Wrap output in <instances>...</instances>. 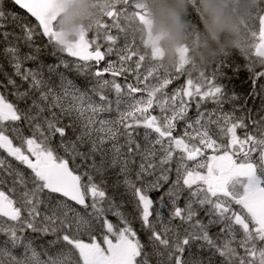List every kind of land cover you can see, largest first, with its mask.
<instances>
[{
    "label": "snow or ice",
    "instance_id": "1",
    "mask_svg": "<svg viewBox=\"0 0 264 264\" xmlns=\"http://www.w3.org/2000/svg\"><path fill=\"white\" fill-rule=\"evenodd\" d=\"M12 2L27 15L10 14L18 35L6 30L9 15L0 10V42L27 88L8 76L16 101L0 93L6 153L0 155V264H264V7L255 9L261 43L244 46L239 37L236 45L252 84L242 98L220 82L227 51L211 61L219 65L211 74L184 58L171 67L153 63L141 76L147 57L129 47L127 36L117 47L119 36L107 29L119 24L103 22L112 17L109 0H101V19L71 45L62 44L56 0ZM192 8L202 21L198 0ZM140 15L147 23L146 10ZM102 30L106 49L97 42ZM36 35L47 38L51 55L66 53L75 62L58 57L47 76L43 65L26 67L42 51ZM20 40L30 53L21 52ZM113 55L115 61L106 60ZM133 56L134 67L127 64ZM130 71L136 84L117 82ZM66 72L86 83L78 86ZM181 77L185 84L170 98L157 97ZM150 78L158 91H148ZM154 106L160 115L150 111ZM124 196L131 197V211L122 210Z\"/></svg>",
    "mask_w": 264,
    "mask_h": 264
},
{
    "label": "clouds",
    "instance_id": "2",
    "mask_svg": "<svg viewBox=\"0 0 264 264\" xmlns=\"http://www.w3.org/2000/svg\"><path fill=\"white\" fill-rule=\"evenodd\" d=\"M147 12L150 48L162 51L171 65L177 53L191 47L193 0H139ZM200 46L193 52L199 67L236 47L241 21L251 17L264 0H199ZM105 10H108L107 8ZM57 28L63 45L75 43L83 31L101 19V0H56Z\"/></svg>",
    "mask_w": 264,
    "mask_h": 264
},
{
    "label": "trees",
    "instance_id": "3",
    "mask_svg": "<svg viewBox=\"0 0 264 264\" xmlns=\"http://www.w3.org/2000/svg\"><path fill=\"white\" fill-rule=\"evenodd\" d=\"M199 3V0H198ZM133 4L135 5H141L139 0H133ZM200 5V3H199ZM261 7H264V3L260 5ZM0 10H3L6 12V14L9 15V19L5 21L7 24V31L15 32L16 34L21 33V29L17 26L16 22H13L10 19V14L12 12L19 13L21 16H25L23 13L18 11L9 1L7 0H0ZM191 19L193 20V27H192V42L191 47H184L186 50V57L189 59L195 66L199 67L197 63L195 62L193 58V52L200 46V23L198 14L196 13L195 9H191ZM257 21H258V15L256 12H253V15L246 20L247 27L244 25H241V32H240V42L244 46H251L256 44V38L251 35L252 32L257 33ZM197 23L199 26H197ZM0 41H2V37H0ZM20 50L22 53H30L31 49H29L23 40H20L17 42ZM34 43L35 46L40 47L42 49L41 54L39 58L36 61H27L25 63L26 67H32L37 66L40 67L41 63H50L52 60L53 55H51V52L53 51L52 47L50 45L46 46L47 42H45L40 35L34 36ZM5 47V43L0 42V93L4 94L10 101L15 102L16 97L13 95L14 89L11 85L7 82V77L11 76L15 79L12 70L11 65L9 64L7 58L3 55V48ZM229 56L225 58V67L223 69L224 76L221 79V83L227 86L228 91L235 92L238 95H240L242 98L246 97L250 94L252 84H251V77L249 72L247 71L245 65L247 63L245 56L242 54L240 48L234 47L231 50L228 51ZM253 59H256V57L253 55ZM214 67H219V65H213L211 62L204 66L199 67L200 69L206 71L208 74H211V72L214 70ZM238 69V71L236 70ZM54 76V75H53ZM52 76V77H53ZM18 83V80H16ZM86 83L85 78L79 76L78 77V84L84 85ZM178 83H174V86ZM239 103H243V99L239 101ZM252 105V101L249 100V106ZM209 107H212V105H208ZM231 108V105H225V109L229 110ZM238 134L239 130H238ZM114 178V177H113ZM174 178V174H173ZM111 183V181H110ZM168 185H165L164 188H162L159 192H154L151 195L153 198L158 197L161 195ZM113 190L111 187H109L110 194L113 193ZM119 191H123L121 188ZM118 195V194H117ZM123 199L126 201V203L123 205L122 210L123 211H131V204L127 203V201H130V196H124ZM115 200L117 203L120 202L121 197L115 196ZM158 207V205H154V208ZM168 206L166 204V208L161 209L167 210ZM169 210V209H168ZM113 222L116 221V218L114 216L109 217ZM141 238H143V234L141 233ZM206 255V254H205Z\"/></svg>",
    "mask_w": 264,
    "mask_h": 264
},
{
    "label": "rangeland",
    "instance_id": "4",
    "mask_svg": "<svg viewBox=\"0 0 264 264\" xmlns=\"http://www.w3.org/2000/svg\"><path fill=\"white\" fill-rule=\"evenodd\" d=\"M133 5H134L133 4V0H109V8H108V10L111 12L112 17H104L103 18V22L105 24H108V25H112V24L118 23L119 24V29H123L124 32H121L116 27H111V28L107 29V31L110 34L119 36L117 47H122L124 45L125 37L127 36L129 47H131L133 49H136L139 53L143 54L145 57L148 58V59L146 58V60L144 62H142V67L139 69V72L141 73V76L146 74V71L148 70V68L153 63H156V64L161 65L163 67H171V66H174L177 63H179L182 59L187 58L186 57V50L183 48L181 51H179L177 53V60H176V62L174 64L169 65V64L165 63L164 60H163L162 51H158L156 49L150 48V43H149V39H148V31H149L148 30V22L145 23L144 18L140 15V13L142 11V8H140V7H135L134 8ZM123 9H127V10L123 11ZM103 32H104V30L101 31V35L98 38L97 42L100 43L106 49L107 43L104 40ZM95 35H96L95 32L90 34V36H92V37H95ZM255 38H256V44H259L260 42L258 41L257 33H256ZM153 55H155L157 57V60L155 62H152V60H151ZM58 57L63 58L65 60H68L63 53L57 52L56 56L52 57V60H51L50 63H46L45 64V63L40 62L41 65L44 66L43 71L45 72L46 76L48 75L47 66L55 64V63H58V59H57ZM116 59L117 58H116L115 55L106 57V60H110V61H115ZM137 60H138V56H133L132 59L127 62V64L128 65H132L134 67V64H135V62H137ZM70 64H72V62H70ZM32 68H39V67L32 66ZM11 70H12V73L14 75V69L12 67H11ZM61 70L62 71H66V70H63V69H61ZM66 75L75 84L79 85L78 84V77L80 75L76 74L75 72H66ZM71 75H73V78H71ZM125 77H130V79L133 82H135V84H136L135 72L134 71L127 72L123 76H117V77H115V79L117 80V82H119V83H121L123 85ZM105 78H107L109 80L113 79V77L111 76L110 73L106 74ZM15 79L18 80V84L22 83L24 88H27V82H21L18 77H15ZM52 79L55 82L58 83V78L55 75L52 77ZM174 82H178V84L174 86ZM174 82L172 84H170L168 86V88H166L164 90L163 93H157V97L162 99L163 96L166 93L169 96V98H170L171 94L173 93V91L177 87H180L181 85L185 84V78L181 77L178 80H174ZM148 83H149V85L147 87H148V91L149 92L158 91V89H156L152 85V83H154V80L152 78L149 79ZM83 86L84 85H82L81 87H83ZM137 86H142V85H137ZM109 96H110V98L112 100L115 99V94L114 93L110 92ZM153 114L160 115V109L158 107H155L154 110H153ZM194 114H195V112H194V109H193V110H191L189 115H194ZM140 131L143 132V129H141ZM68 134L69 135L71 134L70 130H69ZM116 196L120 197L119 195H116ZM180 203H181V205L184 203V197L183 196H182V198L180 200ZM166 204H167V201H166ZM169 208H170V206H168V209ZM168 209L167 210H163V211L160 209V211L165 215V217L167 216V213L169 212ZM201 218H203L205 220L207 219L206 217H204L203 213H201ZM216 231H217L216 228L212 229L213 233H215ZM2 239H3V237L0 236V240H2Z\"/></svg>",
    "mask_w": 264,
    "mask_h": 264
},
{
    "label": "flooded vegetation",
    "instance_id": "5",
    "mask_svg": "<svg viewBox=\"0 0 264 264\" xmlns=\"http://www.w3.org/2000/svg\"><path fill=\"white\" fill-rule=\"evenodd\" d=\"M105 65V63H103L102 64V67ZM101 67V68H102ZM125 83H133V84H135V82H133L130 78H126L125 80H124V84ZM135 95H142V93H137V94H135ZM0 155H3V156H5L6 157V153H3L2 152V150H0ZM8 160H10L13 164H16L17 162H15V161H12V158H10V157H8ZM10 184H11V181L9 180V182H8V184L6 185V186H4L5 187V190H6V188L8 187V186H10Z\"/></svg>",
    "mask_w": 264,
    "mask_h": 264
},
{
    "label": "water",
    "instance_id": "6",
    "mask_svg": "<svg viewBox=\"0 0 264 264\" xmlns=\"http://www.w3.org/2000/svg\"><path fill=\"white\" fill-rule=\"evenodd\" d=\"M7 1H9L17 10H19V11H21L22 13H24L25 15H27L25 12H24V10H22V9H19V7L18 6H15L14 4H13V2H12V0H7ZM33 21H34V18H31ZM257 26H258V29H257V35H258V39H259V22H258V24H257ZM38 31H42V30H38ZM40 37L44 40V41H47V38L46 37H43L42 35H40ZM259 42L261 43V41L259 40ZM66 56H67V54L66 53H64ZM68 57V56H67ZM68 58H70V59H72V60H74L75 61V58H72V57H68ZM103 62V61H102ZM102 62H100V63H102ZM77 207H79V206H77Z\"/></svg>",
    "mask_w": 264,
    "mask_h": 264
},
{
    "label": "bare ground",
    "instance_id": "7",
    "mask_svg": "<svg viewBox=\"0 0 264 264\" xmlns=\"http://www.w3.org/2000/svg\"><path fill=\"white\" fill-rule=\"evenodd\" d=\"M21 107H23V103L21 102Z\"/></svg>",
    "mask_w": 264,
    "mask_h": 264
}]
</instances>
